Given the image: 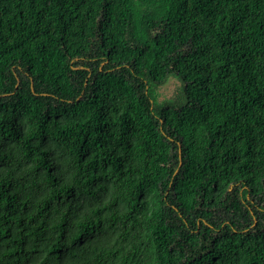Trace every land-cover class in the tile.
Segmentation results:
<instances>
[{"label": "trees", "instance_id": "trees-1", "mask_svg": "<svg viewBox=\"0 0 264 264\" xmlns=\"http://www.w3.org/2000/svg\"><path fill=\"white\" fill-rule=\"evenodd\" d=\"M0 264H264V0H0Z\"/></svg>", "mask_w": 264, "mask_h": 264}, {"label": "rangeland", "instance_id": "rangeland-1", "mask_svg": "<svg viewBox=\"0 0 264 264\" xmlns=\"http://www.w3.org/2000/svg\"><path fill=\"white\" fill-rule=\"evenodd\" d=\"M185 83L181 77L173 73L165 83L156 86L155 98L160 105L170 104L181 106L185 102ZM218 217H224V212H219Z\"/></svg>", "mask_w": 264, "mask_h": 264}]
</instances>
